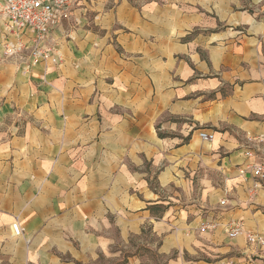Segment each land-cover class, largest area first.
I'll use <instances>...</instances> for the list:
<instances>
[{
    "label": "crops",
    "instance_id": "crops-1",
    "mask_svg": "<svg viewBox=\"0 0 264 264\" xmlns=\"http://www.w3.org/2000/svg\"><path fill=\"white\" fill-rule=\"evenodd\" d=\"M70 4L54 61L0 13V264H264V0Z\"/></svg>",
    "mask_w": 264,
    "mask_h": 264
},
{
    "label": "built area",
    "instance_id": "built-area-1",
    "mask_svg": "<svg viewBox=\"0 0 264 264\" xmlns=\"http://www.w3.org/2000/svg\"><path fill=\"white\" fill-rule=\"evenodd\" d=\"M71 10L70 0H4L0 3V13L7 22L8 28L15 30H29L33 34V41L29 48V56L34 61L52 59L54 61L55 47L49 43L50 35L55 27L62 24L63 20L69 17ZM7 52H13L12 48H7ZM199 137L204 142L213 139V133L205 130L199 132ZM254 140L261 142L262 138L248 136L246 138L244 153L252 156L250 143ZM249 170L259 181L264 182V153L260 160L248 164L240 170L244 173ZM225 200H221L222 205ZM211 223H201L202 229L212 228ZM242 233L241 227L237 222H231L228 226V236L234 237ZM248 242H258L264 245V238L258 234L248 232L245 234ZM217 264H239L233 259L220 260Z\"/></svg>",
    "mask_w": 264,
    "mask_h": 264
},
{
    "label": "rangeland",
    "instance_id": "rangeland-1",
    "mask_svg": "<svg viewBox=\"0 0 264 264\" xmlns=\"http://www.w3.org/2000/svg\"><path fill=\"white\" fill-rule=\"evenodd\" d=\"M153 259H154V260L157 259L158 261L161 262L163 258H162L161 256H155V255H153Z\"/></svg>",
    "mask_w": 264,
    "mask_h": 264
}]
</instances>
